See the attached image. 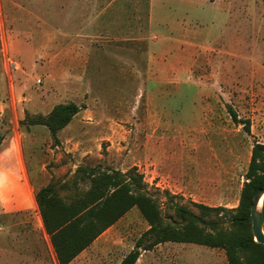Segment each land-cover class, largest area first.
Here are the masks:
<instances>
[{
    "label": "rangeland",
    "instance_id": "obj_1",
    "mask_svg": "<svg viewBox=\"0 0 264 264\" xmlns=\"http://www.w3.org/2000/svg\"><path fill=\"white\" fill-rule=\"evenodd\" d=\"M14 1L0 12V264H30L29 244L53 247L30 230L35 193L66 183L72 196L79 165L136 167L166 216L175 203L237 206L252 145L264 143V0ZM71 101L83 108L58 143L29 124ZM148 226L133 207L82 258L118 264ZM150 258L176 262L165 247Z\"/></svg>",
    "mask_w": 264,
    "mask_h": 264
},
{
    "label": "trees",
    "instance_id": "obj_2",
    "mask_svg": "<svg viewBox=\"0 0 264 264\" xmlns=\"http://www.w3.org/2000/svg\"><path fill=\"white\" fill-rule=\"evenodd\" d=\"M82 108L73 101L57 103L46 115L30 117L29 124L46 126L58 143V132ZM229 112L250 133V121L238 119L232 107ZM2 139L0 136V144ZM136 170L79 165L71 183L75 190L72 196L60 193L67 188L66 183L50 182L37 189L35 199L59 264H69L133 207L149 226L118 264H136L142 252L168 241L224 249L229 264H264V244L254 238L250 214L254 196L264 186V143L252 145L239 202L232 208L195 202L196 212L175 203L171 215L166 216L161 201L146 189L143 175ZM87 178L89 185L83 189L80 184Z\"/></svg>",
    "mask_w": 264,
    "mask_h": 264
},
{
    "label": "crops",
    "instance_id": "obj_3",
    "mask_svg": "<svg viewBox=\"0 0 264 264\" xmlns=\"http://www.w3.org/2000/svg\"><path fill=\"white\" fill-rule=\"evenodd\" d=\"M13 3V5L21 7L19 3L15 2L14 0H9ZM2 2L3 0H0V12L2 8ZM93 5H95V1L93 2ZM88 5V14L90 10H92V13H90L89 16H91L92 19L96 18L95 12H96V6ZM88 16V18H89ZM90 24H93L92 22ZM66 41V40H65ZM58 136V135H57ZM36 200V199H35ZM38 205V204H37ZM35 214V213H34ZM1 230V229H0ZM6 230V232L9 233L11 229ZM30 230L32 233H37V236L39 235V239L41 237V240L43 241V237L46 238V240L49 238L48 233L43 226V220L40 216L35 222H33L30 226ZM8 235V234H6ZM99 238V237H98ZM97 238V239H98ZM15 241H13L14 244L18 243L16 242L17 238H14ZM96 239V240H97ZM37 240V239H36ZM48 242V241H47ZM95 242V241H94ZM1 243V242H0ZM29 244L28 250L30 252V255H26V257L29 259L30 264H58L54 248L49 247V245H46L44 243V249L42 255H38V253L35 251L36 248L32 247ZM168 248L170 255L173 256L176 259V262L174 264H229L228 259L225 253L224 249L221 248H213L202 244H196V243H190V242H164L160 243L158 246H156L152 250L144 251L140 255L138 261L136 264H148L151 260H145V256L152 252L161 251L163 248ZM15 246L11 250H15ZM1 251L6 252V249L0 248ZM11 250H9L11 252ZM13 252V251H12ZM49 252H51L53 262L49 260ZM88 252V248L84 249L78 256H76L69 264H88V261L82 258L84 254ZM39 256V257H38ZM205 258V260L203 259ZM121 261V260H120Z\"/></svg>",
    "mask_w": 264,
    "mask_h": 264
},
{
    "label": "water",
    "instance_id": "obj_4",
    "mask_svg": "<svg viewBox=\"0 0 264 264\" xmlns=\"http://www.w3.org/2000/svg\"><path fill=\"white\" fill-rule=\"evenodd\" d=\"M260 200H262L261 205ZM252 232L257 242L264 244V186L260 188L251 206Z\"/></svg>",
    "mask_w": 264,
    "mask_h": 264
},
{
    "label": "bare ground",
    "instance_id": "obj_5",
    "mask_svg": "<svg viewBox=\"0 0 264 264\" xmlns=\"http://www.w3.org/2000/svg\"><path fill=\"white\" fill-rule=\"evenodd\" d=\"M261 203H262V200H260V204H259V206L261 205Z\"/></svg>",
    "mask_w": 264,
    "mask_h": 264
}]
</instances>
